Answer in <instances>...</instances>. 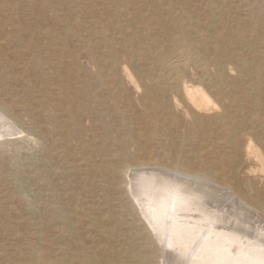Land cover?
Instances as JSON below:
<instances>
[{"label": "rangeland", "instance_id": "1", "mask_svg": "<svg viewBox=\"0 0 264 264\" xmlns=\"http://www.w3.org/2000/svg\"><path fill=\"white\" fill-rule=\"evenodd\" d=\"M124 1L0 0V106L21 131L0 139V264H28L32 246L56 264H68L78 252L98 264H139L138 258L150 253L153 264H160V246L128 192L126 171L137 162L173 166L176 153L186 170L205 174L211 183L227 182L225 169L235 172L247 201L264 206L258 166L223 149L205 154L198 138L186 136L179 143L166 135L146 143L151 132L139 94L122 75L119 85L129 107L122 110L121 100L107 98L109 83L96 80L95 73L98 66L106 68L107 42L116 50L129 45V28L120 16ZM180 3L162 0L165 6ZM186 5L196 16L218 7L228 14L223 23L250 34V54H241L245 47L239 42L224 49L231 60L259 56L260 72L249 75L264 121V0H187ZM47 40L57 43L54 62L42 67ZM116 55L124 60L121 51ZM232 63L226 68L235 89L241 78ZM237 92L238 100L247 99ZM195 156L199 161H192ZM47 220L57 229L44 234ZM129 254L135 258L127 262Z\"/></svg>", "mask_w": 264, "mask_h": 264}, {"label": "bare ground", "instance_id": "2", "mask_svg": "<svg viewBox=\"0 0 264 264\" xmlns=\"http://www.w3.org/2000/svg\"><path fill=\"white\" fill-rule=\"evenodd\" d=\"M180 1L165 6L162 0H125L120 16L129 28L125 32L129 45L116 50L105 44L106 68L97 67L96 80L108 81L106 96L112 103L121 100L122 110L130 102L119 85L120 75L132 83L151 132L145 141L149 145L166 135L179 143L186 136L198 138L205 154L217 155L223 149L233 159L242 156L264 174V121L257 114L260 99L249 75L257 76L261 61L255 52L251 61L231 60L224 49L227 43L239 42L245 47L241 54H250V34L223 23L228 14L218 7L196 16L189 12L187 0ZM46 44L48 58L42 67L54 62L57 43ZM119 51L124 60L117 58ZM232 62L241 78L235 89L231 69L226 68ZM237 91L247 99L238 100ZM16 127L6 106H0V139L19 134ZM173 160L168 167L137 162L126 171L128 192L146 230L160 246V264H264V206L247 201L243 181L225 169L227 182L211 183L205 174L186 170L177 153ZM218 160L221 164L220 155ZM53 223L47 220L41 232L57 229ZM28 251V264H56L37 246ZM134 258L129 254L125 260ZM67 262L98 264L95 257L85 260L79 252ZM138 263L153 264L150 253L140 256Z\"/></svg>", "mask_w": 264, "mask_h": 264}]
</instances>
